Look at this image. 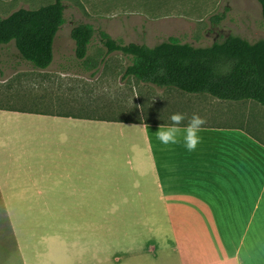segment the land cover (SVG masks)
Masks as SVG:
<instances>
[{
    "label": "crops",
    "instance_id": "crops-1",
    "mask_svg": "<svg viewBox=\"0 0 264 264\" xmlns=\"http://www.w3.org/2000/svg\"><path fill=\"white\" fill-rule=\"evenodd\" d=\"M54 62L53 47L47 68H30L43 88L55 76L62 85L72 75L92 78L89 66ZM26 72L11 64L8 78L26 83ZM164 98L170 111L204 117L229 116L239 103L174 87ZM225 102L231 109L219 108ZM170 123L0 106V200L10 216L11 202H38L62 220L134 218L135 264H264V141L247 124L210 122L190 152L182 140L166 146L156 139Z\"/></svg>",
    "mask_w": 264,
    "mask_h": 264
},
{
    "label": "rangeland",
    "instance_id": "rangeland-1",
    "mask_svg": "<svg viewBox=\"0 0 264 264\" xmlns=\"http://www.w3.org/2000/svg\"><path fill=\"white\" fill-rule=\"evenodd\" d=\"M51 1L0 0V15ZM63 3L65 21L54 40L53 67L63 64L83 71L89 66L93 68L92 78L87 79V73L72 75L69 78L74 79L62 85L55 76L43 88L38 73L30 70L32 64L21 57L12 40L0 45V106L58 112L68 109L86 116H143L170 121L175 112L169 110L164 98L167 87L124 77L131 57L119 51L108 52L101 42L100 31L123 43L133 41L151 46L169 36L197 46L210 45L229 34H238L249 41L264 38L258 0H63ZM79 22H87L96 30L83 59L76 57L74 40L69 38V31ZM11 64L26 67L30 80L18 84L13 77L8 78ZM235 104L236 113L205 117L207 123L247 124L264 138L262 105L256 101ZM225 107L231 109L230 103L219 106ZM5 203L0 200V264L10 257L28 258L31 264H135L139 234L134 218L86 215L62 220L41 212L38 202H11L10 216Z\"/></svg>",
    "mask_w": 264,
    "mask_h": 264
},
{
    "label": "trees",
    "instance_id": "trees-1",
    "mask_svg": "<svg viewBox=\"0 0 264 264\" xmlns=\"http://www.w3.org/2000/svg\"><path fill=\"white\" fill-rule=\"evenodd\" d=\"M258 1L264 20V0ZM64 12L63 0H53L0 15V45L14 40L23 59L35 68H47L53 60L55 37L65 21ZM95 31L87 22L73 26L70 34L77 58L86 57ZM100 35L108 52L119 51L131 57L124 77L187 93L209 94L220 100L256 101L264 108V38L249 41L238 34H229L210 45L197 46L169 36L151 46L133 41L123 43L104 31Z\"/></svg>",
    "mask_w": 264,
    "mask_h": 264
},
{
    "label": "clouds",
    "instance_id": "clouds-1",
    "mask_svg": "<svg viewBox=\"0 0 264 264\" xmlns=\"http://www.w3.org/2000/svg\"><path fill=\"white\" fill-rule=\"evenodd\" d=\"M171 123L168 125H160L155 132L156 139L162 145H174L180 143L181 140L188 151H195L201 143L202 137L199 135L204 131L207 123L205 117L199 114H193L190 118L186 113H173L169 117ZM187 119V124L183 122Z\"/></svg>",
    "mask_w": 264,
    "mask_h": 264
}]
</instances>
